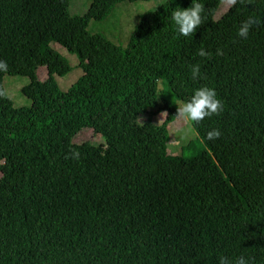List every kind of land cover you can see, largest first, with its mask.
Returning a JSON list of instances; mask_svg holds the SVG:
<instances>
[{
    "label": "trees",
    "instance_id": "obj_1",
    "mask_svg": "<svg viewBox=\"0 0 264 264\" xmlns=\"http://www.w3.org/2000/svg\"><path fill=\"white\" fill-rule=\"evenodd\" d=\"M144 1L92 0L73 16L68 0H0V60L18 67L0 69V264H218L240 255L264 264V0L232 4L217 21L224 0H200L203 22L188 37L171 13L192 0H164L139 18L126 49L87 32L116 4ZM249 16L261 24L241 39ZM51 42L82 71L65 92L55 76L70 68ZM2 71L25 75L29 107H13ZM157 79L175 100L209 86L223 102L191 122L206 148L191 159L166 154L177 112L158 101ZM161 112V125L134 127V117ZM213 128L221 136L209 141ZM83 129L104 144H74ZM70 149L79 160L65 159Z\"/></svg>",
    "mask_w": 264,
    "mask_h": 264
},
{
    "label": "rangeland",
    "instance_id": "obj_2",
    "mask_svg": "<svg viewBox=\"0 0 264 264\" xmlns=\"http://www.w3.org/2000/svg\"><path fill=\"white\" fill-rule=\"evenodd\" d=\"M92 0H68V13L73 16L84 15ZM164 0H149L144 2H121L115 5L108 17L103 21L96 22L90 21L87 26L89 34L102 35L110 43L115 46L126 49L129 37L137 25L139 18L148 11L155 10ZM232 3L230 0H224L221 7L213 14L212 20H219L226 9ZM50 47L58 53L62 64L69 66L70 71L63 77L55 76L56 82L61 91H67L82 75V71L78 68V59L76 55L69 53L60 45L51 42ZM6 68H18L17 65H9ZM50 67H42L37 70V77L40 81L47 78ZM4 72L2 76V86L5 94L10 99L14 108L29 107L30 101L27 100L21 93L23 87L28 84V79L23 74H11ZM13 73V72H12ZM157 99L169 100L172 103L175 111L181 101L175 100L170 97L166 82L163 79H157ZM129 116V115H127ZM166 118V112H161L158 115L150 117L143 116L133 119L134 127H138L144 122H150L154 125H161ZM124 120V126L128 128L132 120ZM168 142L166 144V154L168 156H179L185 159H191L198 155L200 152L206 150L203 142L197 137L192 128L191 122H187L178 115L176 118L167 125ZM74 144H82L90 142L92 145L104 144V139L100 135H94L91 129H83L73 138ZM190 144L189 148H185Z\"/></svg>",
    "mask_w": 264,
    "mask_h": 264
},
{
    "label": "clouds",
    "instance_id": "obj_3",
    "mask_svg": "<svg viewBox=\"0 0 264 264\" xmlns=\"http://www.w3.org/2000/svg\"><path fill=\"white\" fill-rule=\"evenodd\" d=\"M232 4L244 3L245 0H230ZM203 6L200 0H192V3L187 8L177 7L171 13V20L176 26V31L179 35L188 37L193 35L198 26L202 24ZM261 24V20L255 16H249L242 21L237 29L236 35L241 39H247L250 30ZM217 56L223 55L220 48L216 49ZM200 57H209L211 54L204 48H200L197 52ZM5 61L0 60V69H6ZM192 79H197L200 76V65L195 64L191 66ZM223 110V102L217 97L214 88L209 86H201L193 90L192 94L186 99L182 100L177 107V115L187 122L199 123L206 117H212L219 114ZM221 136V131L218 128H213L206 132V139L213 141ZM80 153L75 149H70L69 154H65V159L79 160ZM218 264H250L248 258L244 255L230 260L227 257L221 256Z\"/></svg>",
    "mask_w": 264,
    "mask_h": 264
}]
</instances>
